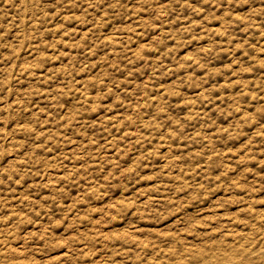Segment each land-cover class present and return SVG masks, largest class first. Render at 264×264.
Masks as SVG:
<instances>
[{"label": "rangeland", "instance_id": "1", "mask_svg": "<svg viewBox=\"0 0 264 264\" xmlns=\"http://www.w3.org/2000/svg\"><path fill=\"white\" fill-rule=\"evenodd\" d=\"M0 264H264V0H0Z\"/></svg>", "mask_w": 264, "mask_h": 264}]
</instances>
